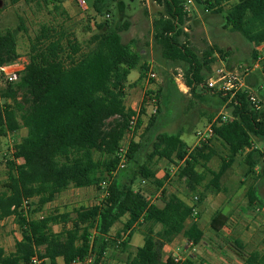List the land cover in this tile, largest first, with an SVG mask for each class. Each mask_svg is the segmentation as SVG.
Listing matches in <instances>:
<instances>
[{"label":"trees","instance_id":"trees-1","mask_svg":"<svg viewBox=\"0 0 264 264\" xmlns=\"http://www.w3.org/2000/svg\"><path fill=\"white\" fill-rule=\"evenodd\" d=\"M152 1L164 10L153 21L156 51L165 61L183 65L186 85L192 94L201 97L198 89L212 71L215 52L224 56L226 53L210 48L202 59L198 57L184 32L187 0ZM196 2L204 5L207 11L224 14L226 25L241 34L252 47L264 41V0ZM225 4H231L229 9H224ZM93 8L98 15H103L105 8L111 12L106 0H96ZM97 28L99 33L91 38L88 48L83 49L79 42L67 40L66 35L55 28L42 26L32 44L21 81L4 90V102L0 93V138L27 129V136L14 147L12 160L6 162L8 178L0 193V221L17 218L22 240L16 243L13 254L7 255L0 248V264H30L35 255L43 264L44 261L57 264L58 259L64 264H86L90 257V264H99L110 246L124 251L129 249L135 226L142 230L144 245L130 254L125 264H161L165 244L178 236L182 235L194 245L204 239L198 220H193V212L207 198L204 190L201 191L207 173L212 176L208 189L221 193V180L239 155L249 151L244 160L247 177L255 174L264 157L254 148L255 141L264 143V107L256 108L252 104L248 90L237 93L230 100L233 119L214 126L213 139L221 142L231 154L229 160H223L218 171L208 166L217 155L214 146L203 143L191 150L182 139L181 131L158 134L144 164L137 159L141 143H132L128 153L131 166L118 170L116 153L129 120L136 114L125 104L128 77L133 70L139 69L142 80L150 66L142 63L139 52L123 42L121 33L128 30V22L117 26L106 21ZM20 57L16 33L0 32V66ZM252 58L254 61L257 58L254 49ZM214 93L224 102L230 98ZM157 97L160 114V89ZM144 113L143 107L142 115ZM155 122L156 117H152L149 128ZM138 125L139 128L142 125V116ZM155 159L184 163L178 178L185 180L190 193L198 194L192 205L178 195H168L164 180H159L151 167ZM262 173L264 175V169ZM139 177L146 184H156L155 192L136 190L134 185ZM103 182L109 183L108 196L97 206L78 210L71 229L55 233L52 228L54 224L67 223L69 214L34 218L71 187L99 189ZM159 192L162 193L160 202H152L150 197ZM248 196L249 207L255 209L259 204L264 205L256 188L251 187ZM25 205L33 207V211L24 212ZM123 218L126 222L118 238L107 239ZM189 220H192L190 224ZM230 222V215L216 211L210 228L221 234ZM128 231L129 235L123 240L121 233ZM230 245L244 259L243 264H264V251L247 253L241 238L236 237ZM166 264L193 263H176L168 258Z\"/></svg>","mask_w":264,"mask_h":264},{"label":"rangeland","instance_id":"rangeland-1","mask_svg":"<svg viewBox=\"0 0 264 264\" xmlns=\"http://www.w3.org/2000/svg\"><path fill=\"white\" fill-rule=\"evenodd\" d=\"M96 0H0V32L8 30L16 33L18 53L22 63L28 62V56L31 51L35 38L39 35L42 26L47 25L55 28L58 32L66 35V39L77 41L83 49L88 48L91 38L99 33L97 26L104 22L120 26L128 22L129 28L121 33L123 42L128 44L133 51L139 52L142 63L147 62L156 71L162 97L160 99L161 113L151 115L145 109L142 115V125L137 134L134 143H141L142 148L137 153V159L140 164H144L148 156L153 151V144L160 133L182 132V139L188 144L191 150L199 145L197 133L204 132L212 122L222 114H227L233 119V107L230 105V99L224 102L222 98L216 95L212 90L204 87L198 90L201 97L191 93L186 85L185 69L183 65L174 64L162 59L159 51H156L153 44V21L164 12L163 7L155 4L152 0H106L109 3L111 12L106 8L103 15H98L93 8ZM231 4H225L227 10ZM184 32L188 35L190 46L195 50L200 59L210 48H218L226 56L215 52V63L212 65V71L208 75H214L219 68H225L228 71H235L241 66L249 70L248 85L250 94L264 107V69L254 68L255 61L252 58L253 47L238 32L232 31L225 22L224 14H215L207 11L204 5L198 4L193 0L191 12L188 14ZM66 42V41H65ZM182 76V78H181ZM138 70L131 72L129 79L136 80ZM206 82L204 84H206ZM5 88L1 90V99L4 102ZM143 88L134 89L129 92L127 106L136 110L144 107L142 97ZM152 117H156V122L152 128H149ZM25 132V131H24ZM22 131L14 139L11 138L5 145L0 143V154L9 152L16 142L21 140ZM7 137L0 138L1 142H6ZM213 139V138H212ZM210 146H214L217 155L209 163V168L214 171L220 169L223 160H229L230 152L221 144L213 139L209 141ZM255 146L259 152L264 154V143L255 141ZM239 155L232 167L226 172L221 180L223 191L214 193L208 189L209 181L212 176L207 173V179L203 183L201 191L207 195L200 205L198 211L200 218L198 223L202 228L206 238H212L215 246L212 250L222 252L225 261H215L212 264H241L236 258V251L231 247L230 241L236 237L241 238L246 245V252L264 251V211L256 212L253 207L248 206V192L251 187L256 188L258 196L264 203V157L255 169V174L247 177V166L244 163L245 156ZM5 165L4 160H0ZM183 162L176 161L170 163L164 159H155L151 167L156 172L159 180H164L165 190L168 195L175 194L186 196L192 202L198 197V194L190 193L185 180H180L178 174ZM131 164H128L129 168ZM135 166V165H134ZM137 166V165H136ZM2 172L0 170V176ZM1 178V177H0ZM156 184L142 181L139 177L134 185L136 190H142L148 193H154ZM207 188V189H206ZM71 187L70 190H74ZM206 189V190H205ZM96 193H101V189L93 188ZM157 194V195H156ZM150 197L152 202H160L162 193H156ZM100 199L104 200L101 198ZM159 199V200H158ZM264 208V205L259 206ZM216 211H223L230 215L232 221L221 234H216L210 228V221ZM122 222L117 228H122ZM125 237V234L123 235ZM181 246H184L182 257H188L193 252V248L187 245V240ZM186 248V250H185ZM191 248V249H188ZM197 251L200 253L202 250ZM196 251V252H197ZM240 259H244L240 257ZM239 259V260H240ZM241 260V261H242ZM198 262V261H197ZM103 258L99 264H104Z\"/></svg>","mask_w":264,"mask_h":264},{"label":"crops","instance_id":"crops-1","mask_svg":"<svg viewBox=\"0 0 264 264\" xmlns=\"http://www.w3.org/2000/svg\"><path fill=\"white\" fill-rule=\"evenodd\" d=\"M137 70H138V77L136 80H130L129 79L130 75L128 77L125 104L129 98V92L134 89L136 90V89L143 88L144 96L141 98L142 103L144 104L146 100V90H147L146 78L141 80L140 70L139 69ZM127 108H130V107L127 106ZM130 109L136 110L134 107ZM21 131L25 133V134H22V138H21L22 140L24 137L27 136V129L22 128L19 132ZM18 133L7 135L6 142L4 141L1 142L0 140V143H4L3 144L4 146L5 143L9 141V139L11 140L12 138L15 140ZM21 140L17 141L16 144L19 143ZM0 151H2L1 148H0ZM0 170L2 172V175L0 176L1 177L0 178V193H1L2 191H4V185L7 182V178H8L7 177V166L5 168V165L0 164ZM93 188L94 187L81 188V189L75 188L74 190L68 189L67 191L59 194L53 202L47 204L44 207L42 212L35 214L34 218L42 219L45 216L69 214V221L67 223H57V224H54L52 228L55 233H60L63 231V229H71L73 226V221L77 217L78 210H80L81 208H91L93 206L99 205L101 201L100 195H101V198L104 199L102 195V191L101 193H96L93 190ZM164 189H165V184H164ZM178 196L182 198L187 204H190V205L193 204V202L189 200L185 195L184 196L178 195ZM203 205H205V203ZM30 211H33V207L31 206L24 207V212L30 213ZM120 222L123 223L121 224L122 228H117ZM120 222H118L112 228L109 235L106 237L107 239L114 241V239L118 238V233L123 229L124 223L126 222V218H123L122 221ZM190 222H192V220H189L188 224H190ZM133 229L134 231L132 233V237L130 240L129 249L124 251V250H121L120 247L118 246H114V245L110 246L108 251L105 253V256L103 257V261L105 262L104 264H125V261L127 260L128 256L130 254H134L138 248L144 245V235L142 233V230L138 226H135ZM158 229H160V227H158ZM224 230H226V228ZM129 233H130L129 231L126 232V234L122 232L121 233L122 239L125 240V238L127 237V235H129ZM93 234L95 235L96 232L93 231ZM124 234H125V237H123ZM181 238L183 240V243H185V240L187 239L181 235V236H178L173 242L165 244L162 254H161V258H160L161 264H166V260L168 258L173 259V256L177 255V251H176L177 249H180L178 255L181 257L182 262L189 261V262H192L193 264H212L215 261H218V263L225 261V257L222 254V252H217V251L212 250L211 247L215 246V242L213 241V239L206 238L207 240H205V236L200 244L193 245L194 246L193 252H191V254L189 253L188 257H182L181 255H182V252L184 251V246L180 245V243L182 242L180 240ZM21 240H22V231H21V227L18 224L17 218L11 217V218L0 221V248H2L7 255L15 253L16 243ZM232 242L233 240L230 241V243ZM187 245H188V242H187ZM188 249H191V248H188ZM197 249L202 250V252L199 253ZM40 251L43 252L44 249L41 248ZM236 258L238 259L239 262H241V264L244 263L243 260L240 259V256L238 254L236 255ZM42 264H43V261H42ZM44 264H50V262L44 261ZM57 264H64L63 260L58 259ZM86 264H90V263L86 261Z\"/></svg>","mask_w":264,"mask_h":264},{"label":"built area","instance_id":"built-area-1","mask_svg":"<svg viewBox=\"0 0 264 264\" xmlns=\"http://www.w3.org/2000/svg\"><path fill=\"white\" fill-rule=\"evenodd\" d=\"M81 1V0H78ZM193 5V0H187L185 3V12L190 14L191 7ZM254 52L257 56L255 60L254 68H262L264 69V41L254 44L253 46ZM26 63H22L20 60L7 63L0 66V93L2 89H6L9 85H16L21 81L23 73L25 71ZM249 77V70L241 66L240 69L235 71H228L225 68H219L216 70L214 75L208 78L206 84L199 86L198 90H202L206 87L209 90L215 91L217 93L223 94V96H230V100L239 92L250 91V87L247 85V78ZM182 78V76H181ZM146 82H147V90H146V100L144 102V108L150 113L151 115H156L159 109L158 103V84L159 78L151 66L146 74ZM252 104L256 108H260L258 101L253 96L250 97ZM136 114L131 117L129 120V126L124 136L123 140L120 143L118 151L116 153V157L119 161L118 170H124L128 165V153L130 149V145L134 143L135 139L137 138V134L140 130L139 128V119L142 116L141 110H133ZM232 118L227 114H222L217 119H215L212 124L209 125L208 128L204 132L197 133V141L199 145L203 143L208 144L209 141L214 137V126L221 125L227 122H230ZM15 147V146H14ZM254 148L257 147L254 145ZM15 152V148L9 150V152H3L0 154V160H4L8 162L12 160V156ZM109 183L103 182L100 185L102 190L103 198L108 196V187ZM197 198H195V201ZM24 207H27L25 205ZM256 212L264 211V208L257 207L254 209ZM198 208H194L193 212V220L197 221L198 216ZM189 247H192L194 244L191 241H187ZM179 250L177 249V255L173 256V260L176 263L182 262L181 257L178 255ZM92 258L90 257L87 259L88 263H91ZM30 264H42V260L39 259L38 255H35L32 259Z\"/></svg>","mask_w":264,"mask_h":264}]
</instances>
